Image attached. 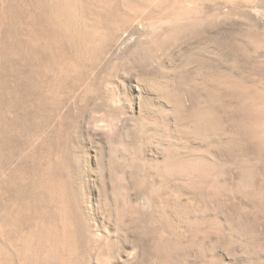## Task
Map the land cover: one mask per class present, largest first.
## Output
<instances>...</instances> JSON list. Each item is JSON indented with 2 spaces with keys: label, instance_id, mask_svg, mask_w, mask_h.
Instances as JSON below:
<instances>
[{
  "label": "rangeland",
  "instance_id": "obj_1",
  "mask_svg": "<svg viewBox=\"0 0 264 264\" xmlns=\"http://www.w3.org/2000/svg\"><path fill=\"white\" fill-rule=\"evenodd\" d=\"M0 264H264V0H0Z\"/></svg>",
  "mask_w": 264,
  "mask_h": 264
}]
</instances>
